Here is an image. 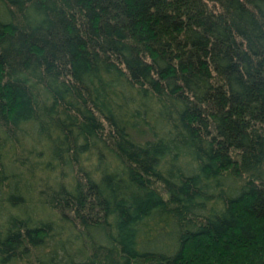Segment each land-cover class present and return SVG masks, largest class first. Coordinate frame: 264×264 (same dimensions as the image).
I'll list each match as a JSON object with an SVG mask.
<instances>
[{"label": "trees", "instance_id": "trees-1", "mask_svg": "<svg viewBox=\"0 0 264 264\" xmlns=\"http://www.w3.org/2000/svg\"><path fill=\"white\" fill-rule=\"evenodd\" d=\"M0 264H264V0H0Z\"/></svg>", "mask_w": 264, "mask_h": 264}]
</instances>
